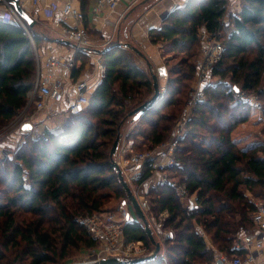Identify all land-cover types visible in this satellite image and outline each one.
Here are the masks:
<instances>
[{
    "label": "trees",
    "instance_id": "16d2710c",
    "mask_svg": "<svg viewBox=\"0 0 264 264\" xmlns=\"http://www.w3.org/2000/svg\"><path fill=\"white\" fill-rule=\"evenodd\" d=\"M80 1L86 12L88 0ZM228 2L186 0L150 32L162 55L171 51L179 61L169 68L165 92L135 121L139 131L130 137L144 139L138 148L171 139L193 89L203 30H222L225 51L213 75L234 86L229 90L221 81L206 87V99L193 108L176 149L177 164L167 170L168 178L185 184L189 195L182 197L160 182L148 191L151 215L168 212L167 264H218L220 254L244 257L246 250L238 244L255 228V200H264V141L241 145L252 135L241 126L253 117L264 120V106L258 109L241 96L256 92L264 105V0H242L241 9L230 13ZM227 13L230 22L223 25ZM24 21L30 33L13 17L0 16V129L27 105L37 70L32 40L40 52L47 38L37 24ZM140 57L147 59L125 45L102 51L106 74L84 111L68 114L57 130L45 128L38 137L27 132L17 148L2 150L0 264L28 259L29 264H46L80 247L99 246L78 218L102 210L112 195L127 198L111 149L123 124L134 122L130 112L154 92L152 72ZM151 173L147 163L140 181ZM124 234L128 242L142 241L155 250L137 217L124 223ZM146 264L166 262L159 253Z\"/></svg>",
    "mask_w": 264,
    "mask_h": 264
},
{
    "label": "built area",
    "instance_id": "2783aa9c",
    "mask_svg": "<svg viewBox=\"0 0 264 264\" xmlns=\"http://www.w3.org/2000/svg\"><path fill=\"white\" fill-rule=\"evenodd\" d=\"M13 1L14 0H0V16L7 15L9 17H13L16 21H18L25 27L28 33H30L25 21L18 14ZM28 1L32 2V4L34 5H37L41 0ZM119 2L120 0H98V6L96 10H101L104 7L115 9ZM59 9H61V20L65 22V36L74 43L75 53L73 56L50 54L46 57H43L39 52L35 41L32 40L36 53L37 70L34 86L30 90V99L31 102L36 105V111L48 108L50 100H53L54 102H60L64 97L63 81L55 79L50 75L44 76V68L59 67L66 76L70 77L77 64V55L84 50L87 42L88 32L84 24L85 14L78 6L77 0H66L62 6H60L55 1H51L46 7H44L45 13L49 18L55 17L56 12ZM229 22L230 20L224 19L223 25ZM221 32V29L215 34H212L207 30L202 31V39L204 41V44L197 62V76L195 86L191 90L190 99L185 109V114L189 119L195 105L206 99L207 86L222 81L229 87V90L234 89V86L232 85V82L230 80L223 79L218 75H213V69L222 60L225 51V46L219 38ZM231 34L232 32L229 31L228 36H231ZM97 65L100 70V78H103L106 74V64L102 59H99L97 61ZM73 84L75 90V99L70 104L68 113L78 114L87 108L90 102V95L92 91L89 90V83L86 80H76ZM165 90L166 87L163 85V87H161L162 93H164ZM241 96L244 101L250 103L258 109H262L264 106L263 102L259 99V95L256 92H242ZM49 112L51 114L57 113L56 109L51 108ZM189 119H187L185 122L181 120L175 127L171 139L164 141L158 146L152 148L153 150H137L135 141L132 139L128 142L126 147H123L122 151L124 152V154L129 156L130 161L127 166L125 165V169L122 167L120 160L118 161V163L121 166L123 173H125L128 181L141 182L140 180L143 176L145 166L147 163H150L152 167V173L146 181L150 180L154 173L159 172L157 173L159 174L157 183L160 182L170 184L171 186L176 188L177 192L182 197H187L189 195L185 184L179 183L175 180H171L163 174L164 170L171 168L177 164L175 152L178 148V143L185 136L186 130H184V126H187ZM26 121L34 122L32 133L35 137H38L42 131L35 126V113L29 116H25L24 114L18 121L16 120L14 123L19 122L18 125L21 131L26 134L27 132L22 130V124ZM120 146L121 142L118 151L120 150ZM27 177V174H25V185L30 186V184L27 182ZM137 198L142 209L145 210L148 204V200L146 199L144 202L141 197ZM191 200H193V198H191ZM255 203L257 209L252 215L253 222L255 223V228L252 231L246 233L243 236L242 243L238 244V248H244L246 250V255L244 257L235 256L233 258H230L228 255H222L220 259H222L223 263L261 264L262 260H264V258L261 259V257L259 256V253L264 251V200H258ZM161 215V217L166 219L168 216V212H162ZM126 216L127 213H125L124 218L122 217L121 219H117L112 212H103L102 210H100L94 212L93 214L80 216L78 220L87 228L93 238L101 242H107V250L110 252L109 256H119L122 259L140 257L139 255L131 257V254L127 252V249H124L125 245L129 246L135 244L134 242H142H128L126 240L124 234L123 219L124 222H128L133 219L132 217L129 219ZM153 226L158 230L161 229V224L159 222L154 223ZM167 235L168 232H165V237ZM100 256L101 254L98 255V258L94 260L76 262L73 264H88L91 262L100 261L102 258ZM162 258L166 263L168 262L165 251L164 254H162Z\"/></svg>",
    "mask_w": 264,
    "mask_h": 264
},
{
    "label": "crops",
    "instance_id": "0c3cea01",
    "mask_svg": "<svg viewBox=\"0 0 264 264\" xmlns=\"http://www.w3.org/2000/svg\"><path fill=\"white\" fill-rule=\"evenodd\" d=\"M51 1L57 2L60 6L66 0H41L37 5L28 0H20L27 12L36 19L37 27L41 25L47 33V38L43 42L40 53L43 57L50 54L73 56L75 53L74 43L69 40L64 33L65 22L61 20V9L56 12L55 17L49 18L44 10ZM186 0H120L115 9L104 7L96 10L98 0H88L86 12L82 10L81 1L77 0L78 6L85 14L84 24L87 28L88 36L84 50L77 55V71L72 75L66 76L61 68H44L43 75L62 80L64 85V97L60 102L49 101L46 109L35 112V126L43 131L45 128L59 129L68 116L70 104L75 99L74 81L86 80L89 83V90L93 91L99 84L100 70L97 61L101 58L102 51L116 42L131 43L141 49L146 55L147 60L152 63V70L157 72L164 85L167 78L164 67L165 62L161 49L152 42L150 32L154 28H159L164 18L176 7L182 5ZM231 11L241 9L240 0H229ZM230 20V16H226ZM45 34L44 32H41ZM46 35V34H45ZM142 58V57H141ZM75 67V68H76ZM149 67V66H148ZM56 109L57 113L51 114L49 111ZM50 116H49V114ZM41 127V128H40ZM20 138L19 132H17ZM25 135L22 133V136ZM8 141V146H15L19 138ZM24 137H22L23 139ZM251 141L242 144L243 147L251 145ZM194 199V198H193ZM195 200V199H194ZM193 200V201H194ZM153 225V223H152ZM154 227V226H153ZM159 230L155 233L159 236ZM208 243L211 245L209 237ZM162 243V242H161ZM164 254V249L161 251ZM226 254H220L219 257ZM261 259L264 258V251L259 253ZM227 264V263H223ZM264 264V260L262 263Z\"/></svg>",
    "mask_w": 264,
    "mask_h": 264
},
{
    "label": "rangeland",
    "instance_id": "374dc122",
    "mask_svg": "<svg viewBox=\"0 0 264 264\" xmlns=\"http://www.w3.org/2000/svg\"><path fill=\"white\" fill-rule=\"evenodd\" d=\"M240 1L242 3V0H240ZM228 10H229V13H230L231 12L230 2H228ZM229 13H227L225 15L224 19H226V16H228ZM41 24L42 23L40 21L39 26L37 27V30L39 32L40 31L44 32L47 35L46 30L44 28L45 24H43V25H41ZM166 53L167 54H165L163 56L164 62H165L164 70H165V73H167V77H168L169 76V68L171 66H173L174 64H177V62L179 61V58H177V56L171 51H168ZM180 56H182V55H180ZM139 62L144 68H146L148 70L150 69L151 72H155L154 70H152V67L150 68V66L146 64V62H145V60L143 58L140 57L139 58ZM155 73H157V72H155ZM196 76H197V73L195 75L194 81L192 82V85H191L192 87L191 88H193L195 86ZM158 77H159V75H158ZM226 80H229V79H226ZM159 81H160V86L163 87V85H162L163 80L159 78ZM191 90L189 92V98H188V100L186 102L185 109H186V106H187L188 101L190 99ZM153 93H152V95H153ZM30 94H31V91L29 92V101H30V103L28 101L27 105L20 111V113L16 116V118L0 129V156L2 155V150H4L5 148L6 149H8V148L9 149L17 148L23 142V140L25 138L26 134L24 133L25 135L22 136L23 132L21 131V129H20L19 125H18L19 122H17V123H14V122L16 120L18 121L24 114H25V116H29V115H32V114H34L36 112V109L33 110V106H32L33 102H31V99H30L31 95ZM152 95L150 97H152ZM31 106H32V108H31ZM185 109H184L183 113L181 114L180 119L176 123L175 127L178 125V123L181 120H183V122H185L187 119H189L188 116H186V114H185V112H186ZM128 117H130V116L128 115ZM139 127L140 126H139L138 122H135V121L133 122L131 119H128L123 124V126H122V128H121V130L119 132V133H121V138H122L121 146H120V150L118 151V153H116L114 155V159L117 162L120 160L121 165H122V167L124 169H125V165L127 166L129 164L130 160H129V156L124 154V152L122 150H123V147H126V145L128 144V142L131 139L135 141V146H136L137 150H145V151L146 150H153L152 148H148V146H146V145H144L143 149H140V148L137 147L138 142L140 143V142H142L144 140L142 136H140L138 138L130 137V135H132V133H134V132L136 133L137 131H139ZM241 128L243 130H245V131L250 130L252 135L248 139L249 142L250 141L253 142V141H257V140L264 141V120H260L258 117H253V118H251V120L248 123H245L243 126H241ZM184 130H187V126H184ZM17 132H19L20 138L18 137ZM30 132H32V131H30ZM17 137L19 138V140H18V142L16 143L15 146L12 147V146H8L7 145L8 141L16 139ZM22 137H24V138L22 139ZM178 144H180V142ZM121 147H122V149H121ZM120 151H121V153H120ZM168 169L163 171V174L166 175L167 177H168V172H167ZM157 173H159V172L154 173V175L152 176V178L150 180L145 181L143 183L138 182V181H135V182L128 181L125 173H124V176L127 179L128 183H129L132 191L136 195V197H141V199L144 202H145L146 199L148 200L147 201L148 204H147L146 209L144 210V212H145V214H146V216H147V218H148V220H149V222H150V224L152 226L155 239L157 241H159L160 243L162 242L161 243V249L163 248L165 253H166L165 243H164V241H165L164 240L165 232H167V230L164 227L165 219L163 217H161L162 213H160V215L158 217H153L151 215V201H150V196H149V193H148L149 189L154 184L157 183V179L159 177V174H157ZM126 193H127V191H126ZM258 200H260V199H256L255 201H258ZM102 211L103 212H105V211L112 212L117 219H121L122 217L124 218L125 213H127L126 217L129 218V219L131 217L132 218H136L137 217L136 211H135L133 205L131 204V202H130V200L128 198V194H127V198H123V196L122 197H117L116 195H112V197H110L108 199L107 203L103 206ZM163 212H165V211H163ZM157 222H159L161 224V229L158 232L159 236H158L157 233H155V229L156 228H154L153 225H152V223L154 224V223H157ZM124 223L125 222H124V219H123V224ZM207 238H208V236H207ZM134 243L135 244H132V245H129V246H126V245L124 246V249H127V252L129 254H131V257L137 256V255H139L140 257L141 256H147L148 253L150 255V253H153L155 251L153 249L150 250L148 247H146L144 242H134ZM100 254H101L100 257H102V258L110 257L109 256L110 252L107 250V242L99 241V246L92 247V248L85 247V246L80 247V248L76 249L74 252H72L69 255L68 258L60 257L59 259L57 258L55 260V262L49 261L46 264H73V263H76V262L94 260V259L98 258V255H100ZM230 258H233V257L231 256ZM29 263H30V260L28 259V260H26V262L24 264H29Z\"/></svg>",
    "mask_w": 264,
    "mask_h": 264
},
{
    "label": "water",
    "instance_id": "95a60500",
    "mask_svg": "<svg viewBox=\"0 0 264 264\" xmlns=\"http://www.w3.org/2000/svg\"><path fill=\"white\" fill-rule=\"evenodd\" d=\"M13 3H14V6H15L18 14L21 16V18L23 20L28 21L31 25H34L36 23V19L33 18L27 12V10L22 6L20 0H14ZM115 45H125L127 47H130L135 52H137L139 55L146 58V55L144 54V52L141 49H139L137 46L132 45L131 43L116 42L109 47H112ZM147 62L151 68L152 63L148 60H147ZM152 77L154 80V93L148 101H146L141 106L137 107L132 112H130L129 116H133L134 121L138 120L141 117V115L143 113H145V111H147L149 108H151L155 104V102L158 100V98H160V96L162 95L158 74L155 72H152ZM236 88L239 91V88L238 87H236ZM33 127H34V122L26 121L22 124V130H24L26 132L32 131ZM120 142H121V133L118 134V136L114 142V145L111 149V156L113 158H114V155L118 152ZM113 165L115 166V168L117 169V171L119 173V176H120V179L123 183V186H124L125 190L127 191L128 198H129L131 204L133 205V207L136 211L137 218L144 222L145 227H146V231H147L150 239L152 240V242L155 244V251L152 254L147 255V256L135 257V258H130V259H122L119 256L104 257L100 261L91 262L88 264H146L149 261L154 260L159 255V253L161 251V243L155 239L152 226H151L144 210L142 209L138 198L136 197V195L132 191L127 179L125 178L121 166L119 165V163L115 159H113ZM217 262H218V264H223V261L220 258H218Z\"/></svg>",
    "mask_w": 264,
    "mask_h": 264
}]
</instances>
